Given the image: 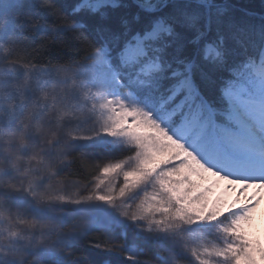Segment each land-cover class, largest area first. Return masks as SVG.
<instances>
[{
  "label": "snow or ice",
  "instance_id": "6c2138e0",
  "mask_svg": "<svg viewBox=\"0 0 264 264\" xmlns=\"http://www.w3.org/2000/svg\"><path fill=\"white\" fill-rule=\"evenodd\" d=\"M261 200L264 0H0V264H264Z\"/></svg>",
  "mask_w": 264,
  "mask_h": 264
},
{
  "label": "rangeland",
  "instance_id": "374dc122",
  "mask_svg": "<svg viewBox=\"0 0 264 264\" xmlns=\"http://www.w3.org/2000/svg\"><path fill=\"white\" fill-rule=\"evenodd\" d=\"M214 179V178H213ZM256 192V189L249 188L246 193L240 194L239 202H245L246 196H252ZM221 198L227 200L229 204H232L237 201V192L227 187L224 182H219L214 188L210 196L211 200ZM264 200H261L260 204L257 206L256 210L253 213V219L251 227L248 228L250 235L264 242Z\"/></svg>",
  "mask_w": 264,
  "mask_h": 264
},
{
  "label": "bare ground",
  "instance_id": "6f19581e",
  "mask_svg": "<svg viewBox=\"0 0 264 264\" xmlns=\"http://www.w3.org/2000/svg\"><path fill=\"white\" fill-rule=\"evenodd\" d=\"M263 218H264V214H263Z\"/></svg>",
  "mask_w": 264,
  "mask_h": 264
},
{
  "label": "trees",
  "instance_id": "16d2710c",
  "mask_svg": "<svg viewBox=\"0 0 264 264\" xmlns=\"http://www.w3.org/2000/svg\"><path fill=\"white\" fill-rule=\"evenodd\" d=\"M257 3H258V0H257Z\"/></svg>",
  "mask_w": 264,
  "mask_h": 264
}]
</instances>
